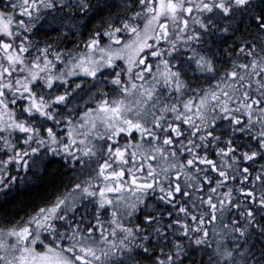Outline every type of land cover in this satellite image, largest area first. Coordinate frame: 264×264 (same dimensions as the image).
<instances>
[{"label": "snow or ice", "instance_id": "obj_1", "mask_svg": "<svg viewBox=\"0 0 264 264\" xmlns=\"http://www.w3.org/2000/svg\"><path fill=\"white\" fill-rule=\"evenodd\" d=\"M0 264H264V0H0Z\"/></svg>", "mask_w": 264, "mask_h": 264}]
</instances>
